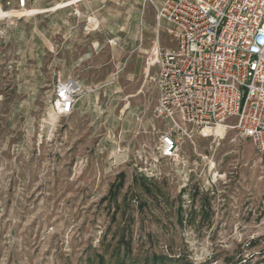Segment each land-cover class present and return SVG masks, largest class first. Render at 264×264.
<instances>
[{"label": "rangeland", "instance_id": "374dc122", "mask_svg": "<svg viewBox=\"0 0 264 264\" xmlns=\"http://www.w3.org/2000/svg\"><path fill=\"white\" fill-rule=\"evenodd\" d=\"M34 22L46 28V18ZM46 66L44 59V76ZM117 81L116 93L88 98L82 113L53 121V96L42 93L37 104L47 110L34 111L29 129L0 120V264L113 263L118 247L157 264H264L256 254L264 244V158L258 162L253 143L224 125L211 137L185 139L178 161L160 159L147 178L157 137L100 142L103 124L117 140L122 97L137 88L125 71ZM212 172L225 178L209 189ZM253 233L259 238L246 248Z\"/></svg>", "mask_w": 264, "mask_h": 264}, {"label": "built area", "instance_id": "2783aa9c", "mask_svg": "<svg viewBox=\"0 0 264 264\" xmlns=\"http://www.w3.org/2000/svg\"><path fill=\"white\" fill-rule=\"evenodd\" d=\"M30 0H0V39L14 21L33 17ZM149 3L154 11L155 38L144 64L155 69L149 80L157 91L153 117L163 129L157 155L149 159L147 178L156 174L160 159L178 161L185 139L207 138L218 126L250 140L259 163L264 158V0H160ZM73 16L80 17L73 10ZM86 26L91 16L84 17ZM14 20V21H13ZM168 37L172 48L159 38ZM142 40V35L139 41ZM83 95L73 79L57 80L52 111L57 118L70 116ZM233 124H226L229 121ZM141 122V117H135ZM215 137V136H214ZM214 163L209 164V171ZM224 175L212 172L209 189ZM264 206V203H263ZM264 220V217H263ZM264 222L260 221L259 225ZM259 235L248 238L246 248ZM257 255H264L261 244Z\"/></svg>", "mask_w": 264, "mask_h": 264}, {"label": "crops", "instance_id": "0c3cea01", "mask_svg": "<svg viewBox=\"0 0 264 264\" xmlns=\"http://www.w3.org/2000/svg\"><path fill=\"white\" fill-rule=\"evenodd\" d=\"M28 9L36 11V15L14 21L0 39L2 124L29 129L34 122V111L47 110L37 102L42 93L47 98L54 97L50 74L56 66L62 73V81L73 79L83 90V99L72 113L89 110L88 98L116 93L115 84L119 81L115 80L125 71L128 80L137 83V88L131 95L125 92L122 97L124 105L119 111L117 140L108 134L113 127L103 124L107 135L100 142L116 144L141 134L158 139L163 126L153 117L157 91L149 80L155 69L146 71L144 66L155 38L152 6L144 0H30ZM73 10L79 11L80 17L73 16ZM86 16L93 19L88 26L84 21ZM39 17L46 18L45 29L34 22ZM159 41L163 48L173 47L164 34ZM44 59L46 76L39 71ZM3 90L6 91L3 93ZM136 113L142 114L141 123L135 121ZM124 156L122 153L117 158Z\"/></svg>", "mask_w": 264, "mask_h": 264}, {"label": "trees", "instance_id": "16d2710c", "mask_svg": "<svg viewBox=\"0 0 264 264\" xmlns=\"http://www.w3.org/2000/svg\"><path fill=\"white\" fill-rule=\"evenodd\" d=\"M119 178L122 179V175H119ZM140 179H141L140 186L142 190L144 192L150 193V191L152 190L149 187L150 180H147L143 177H140ZM118 184L119 187L122 186V183L118 182ZM119 248L120 247H118V249L110 257L111 260H114L113 263H106V264H157L158 262L157 259L155 258L149 259L148 257H146L143 260L138 259L137 257L131 255L130 249H127V251L123 252L122 254ZM97 264H105L103 257H97Z\"/></svg>", "mask_w": 264, "mask_h": 264}, {"label": "bare ground", "instance_id": "6f19581e", "mask_svg": "<svg viewBox=\"0 0 264 264\" xmlns=\"http://www.w3.org/2000/svg\"><path fill=\"white\" fill-rule=\"evenodd\" d=\"M52 117H53V121H54V117H55V114L53 113L52 115H51ZM48 117V116H47ZM50 118V117H49ZM48 120V119H47ZM219 127H223V126H218L217 128H219ZM53 128V127H52Z\"/></svg>", "mask_w": 264, "mask_h": 264}]
</instances>
